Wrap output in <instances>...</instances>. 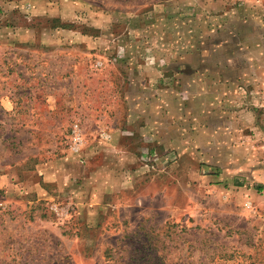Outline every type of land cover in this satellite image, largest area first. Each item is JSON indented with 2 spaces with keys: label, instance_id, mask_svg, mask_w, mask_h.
<instances>
[{
  "label": "rangeland",
  "instance_id": "rangeland-1",
  "mask_svg": "<svg viewBox=\"0 0 264 264\" xmlns=\"http://www.w3.org/2000/svg\"><path fill=\"white\" fill-rule=\"evenodd\" d=\"M264 0H0V264H264Z\"/></svg>",
  "mask_w": 264,
  "mask_h": 264
},
{
  "label": "trees",
  "instance_id": "trees-1",
  "mask_svg": "<svg viewBox=\"0 0 264 264\" xmlns=\"http://www.w3.org/2000/svg\"><path fill=\"white\" fill-rule=\"evenodd\" d=\"M148 250H149V253H146L145 255L148 256V259L151 260L150 264H153V262L154 263L157 262V256L154 253V248L150 247Z\"/></svg>",
  "mask_w": 264,
  "mask_h": 264
},
{
  "label": "crops",
  "instance_id": "crops-1",
  "mask_svg": "<svg viewBox=\"0 0 264 264\" xmlns=\"http://www.w3.org/2000/svg\"><path fill=\"white\" fill-rule=\"evenodd\" d=\"M263 89H264V86H263ZM263 97H264V95H263Z\"/></svg>",
  "mask_w": 264,
  "mask_h": 264
}]
</instances>
